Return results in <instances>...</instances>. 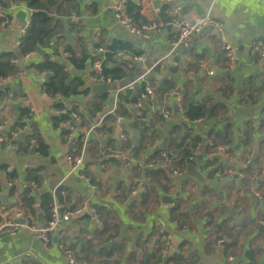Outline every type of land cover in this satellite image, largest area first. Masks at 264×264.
Wrapping results in <instances>:
<instances>
[{"label":"crops","instance_id":"0c3cea01","mask_svg":"<svg viewBox=\"0 0 264 264\" xmlns=\"http://www.w3.org/2000/svg\"><path fill=\"white\" fill-rule=\"evenodd\" d=\"M0 1L4 3V0ZM116 1L75 0L77 14L72 11L75 17L71 20V32L67 26L66 29L75 45L77 42L85 44L91 55L96 53L101 57L99 49L103 50L105 44L122 42L131 43L134 49H142L144 58L135 62L131 54L122 53L121 60L105 64L116 77L111 89L105 86L106 92L94 90L92 86L99 85L89 83L92 64L85 63L81 70L72 67L67 75H60V69L53 66L59 75L54 81L51 97L41 91L50 76L42 73L46 67L44 52L34 58H25L18 51L20 30L24 24L16 16L23 14L24 23L30 22L31 11L22 4L7 10L14 20L9 28L0 31V56L13 54L15 59L12 63L17 73L8 76L10 81L0 90L6 95V99L0 102V123L5 125V133H8L11 125L25 113L27 126L16 145L9 141L0 143V221L10 217L13 210L23 209L20 198L11 194L7 187L4 167L16 166L13 171L17 173V190L21 193L27 187L24 173L28 170L25 167L32 165L35 170H40L41 177L40 187L32 189V186L29 194L38 211L32 220L34 223L44 224L46 221V215L40 208V198L44 194H50L53 203L62 205L65 210L86 203L94 212L65 225L63 247L80 263L166 264L175 255L183 258L182 263L190 264H249L252 260L255 264H264V200L255 207L249 196L250 190L264 187V174L258 175L252 185L235 176L216 179L213 168L220 160L206 165L188 160L189 164L181 169L167 159L164 148L171 126L179 125L182 120L181 111L173 107L174 101L168 105L172 109L170 122L163 120L164 127L160 123L154 124L156 133L139 131L136 129L137 120L133 118L125 121L121 134L125 133L126 139L134 137L142 144L136 157H130L124 150L126 140L122 143L120 139H113L117 126L112 136L113 144L94 130L78 175L68 174L69 167L64 159L68 149L63 145L61 130L54 128L49 120L54 107L76 109L78 123L86 129L98 125L102 121L99 122L100 116L112 104L114 90L123 88L131 76L159 61L167 53L170 35L174 31V28L159 31L150 37L149 43L135 38L107 11ZM129 1L140 6L139 13L147 23L158 19L164 6H181L183 16L208 14L223 24L221 34L236 50V65L232 73L224 71L226 57L216 40L218 32L208 28L178 48L171 58L177 66L171 63L159 66V78L164 75L172 77L176 87L182 90L181 96L188 92L196 101L213 98L221 106L215 109L214 116L185 124L184 130L200 140L196 145H227L233 154L244 155V143L248 144L253 137L247 123L256 120L258 132L264 136V69L250 51L255 42L264 44V0H160L157 9L153 6L156 0ZM72 4L73 1L69 3ZM5 12L0 10V16ZM59 19L63 22L64 15ZM94 44L98 47L93 48ZM50 60L61 68L67 65L61 55H52ZM126 60L137 68L123 65ZM200 62L213 65L220 72L214 76L201 74L195 82L189 78V72ZM238 76H241L239 83ZM131 93L135 95L137 92ZM103 96L106 97L103 111L94 113L91 104ZM28 105L37 110L39 120L28 117ZM149 111L153 113L154 109ZM55 113L61 116L57 111ZM27 137L42 139L48 148L46 158L28 150L20 154V147L26 145ZM115 147L124 150L123 158L109 161L104 150ZM157 150H161L160 155L152 158ZM252 154L255 162L264 160V137L254 140ZM154 163L160 168L168 165L170 173L165 177L146 176L143 169L152 168ZM189 165L197 174L189 172ZM174 171L180 175H174ZM137 179L141 183L138 184ZM59 190L69 195L66 203L58 200L56 194ZM147 195H150L148 201ZM164 235L170 236L172 244L171 254L167 256L161 252ZM55 244L54 237H51L50 242L43 246L26 231H19L13 238L0 236V264H67L54 250ZM249 247L251 251L246 258Z\"/></svg>","mask_w":264,"mask_h":264},{"label":"built area","instance_id":"2783aa9c","mask_svg":"<svg viewBox=\"0 0 264 264\" xmlns=\"http://www.w3.org/2000/svg\"><path fill=\"white\" fill-rule=\"evenodd\" d=\"M126 1L127 0H118L115 4L107 9L110 13L113 20L120 25L127 28L130 33L139 40H150L152 35L159 33L160 28L162 27V22H152L149 24L142 25L141 28H135L130 19L125 15V8H126ZM171 1V0H169ZM20 5V4H19ZM9 15L10 20L8 23H4L0 25V31H3L10 27L14 18L10 14V11H6ZM169 16L172 18L171 26L174 28V31L178 34V36L168 43V51L167 53L157 62L152 64L151 66L145 67L142 71L140 70L137 74V78L130 82L129 84L125 85L121 89L114 90V98L112 101L111 106L102 113L100 116L99 122L106 116L111 115L116 111L117 107V96L119 92L129 91L138 93V101L135 104H132L130 108L133 110V118L135 120L141 119V109L142 104L156 101V91L152 85L151 73L153 70L160 66L161 64L171 63L172 66H177L175 61H171V58L175 55L178 48L183 45L184 43L191 40L193 37H196L203 33L208 28H213L218 32L216 35V40L223 51L226 57V66L224 71L227 73H232L235 69L236 65V55L235 49L231 46V44L225 39V37L221 34V30L223 28V24L218 21L212 19L208 14L203 15H191V16H183L181 6L171 7L169 12ZM75 14H72L66 19V22L69 23L73 20ZM29 21L23 23L20 30V38H22L25 34L27 29L29 28ZM19 45V41H18ZM251 54L255 57V60L258 65L262 66L264 69V44L261 42H255L251 47ZM99 52L102 54L103 50L99 49ZM60 54L63 59L67 62V65L63 66L60 69V75H67L71 73L72 64H71V57L68 53L63 52L60 50ZM37 53L35 51H31L27 53L24 57L25 58H34L36 57ZM121 54L116 55V61L121 60ZM144 58L143 55L138 57H133L132 60L135 62H141ZM103 57L101 60L95 61L91 65V71L89 73V83L91 85H102L106 86L108 89H111L113 84L116 82V77L110 73L107 66L103 65ZM58 71V70H57ZM220 72L213 65H208L204 62H200L197 64L194 70L189 72V78L191 80L196 79L201 74L207 76H214L216 73ZM49 72L48 74H50ZM10 81V77L2 76L0 77V90ZM42 93H45L44 87L41 89ZM174 101L173 107L179 112L182 109V96L175 93V88L168 90L165 94L163 99H160V102H156V104H160L155 109L161 115L165 122H170L172 117V109L168 107L170 102ZM27 115L31 119L39 120V115L37 110L33 107L28 105L26 107ZM59 115H66L67 119L61 123V131H62V141L63 145L67 147L68 152L65 153L64 159L66 164L69 167V175H78L81 166L84 163L86 150L88 147V143L92 137L93 131L99 126L94 125L89 129L84 128L78 123L79 118L77 113L72 110L68 109L65 106L58 111ZM125 119L123 117H117L116 119V126L122 127L125 123ZM142 122V121H141ZM200 122V121H197ZM144 123V122H142ZM27 126V125H26ZM249 130L253 131V137L248 142V144L244 143L245 154L244 155H235L232 152V148L227 145H213L208 143L206 146L203 145H196L188 160L193 162L195 160L202 163V165H206L207 163L210 164L215 160H220L218 165L214 166V177L216 179H224L229 178L231 176H235L239 180L248 181L252 185L256 182V177L258 175H248L246 170L250 168L252 165L257 163L259 174H264V160L255 162L254 156L252 154L253 151V144L254 140L264 137L258 132L257 128V121L253 120L248 125ZM25 130V126L22 128L16 129L15 132L9 133L10 138L6 139V141H17L19 136H22ZM6 128L4 124L0 123V143L5 142L4 135L8 134L5 133ZM2 133V134H1ZM4 133V134H3ZM119 139L122 143L126 140L125 133L119 135ZM25 143L27 144V150L34 155H38V150L40 143L43 144L42 139H38L35 137H27L25 139ZM9 147V146H7ZM124 150L119 149H110L107 148L104 152V156L107 159H121L123 158ZM164 157V155H162ZM16 167V166H15ZM15 167L6 166L4 167V173L8 174L11 173ZM34 167L32 165H27L25 170H33ZM174 175H180L179 172L174 171ZM137 183H141V180L137 179ZM8 186L10 183L7 182ZM32 186V184H30ZM249 196L252 199H257L259 202L264 200V187L254 191H249ZM94 212L86 203H82L80 206L71 209V210H64L63 206L58 203H53L50 211V218L46 224H36L32 221V219L22 210L17 209L12 212L11 216L3 219L0 221V236L13 238L19 231H26L33 235L43 246H46L50 242V238L54 237L56 244L53 246L54 250L61 255L64 261L67 264H85L80 263L77 259L72 255V253L66 250L63 247V240L65 236V225L71 221H76L84 215H92ZM20 221V222H19ZM263 224V223H261ZM163 246H162V255H170L172 251V244L169 235H164L162 237Z\"/></svg>","mask_w":264,"mask_h":264},{"label":"trees","instance_id":"16d2710c","mask_svg":"<svg viewBox=\"0 0 264 264\" xmlns=\"http://www.w3.org/2000/svg\"><path fill=\"white\" fill-rule=\"evenodd\" d=\"M73 1L74 4L69 5V3ZM25 5L30 11V23L29 28L26 31V34L20 38L19 45H18V51L19 55L23 56L31 51H37L40 50L44 52V61L46 67L40 72L47 74L51 72L49 78H47V81L43 84L45 92L48 96H52L54 94V81L58 78V71L56 68L61 69L60 66H56L51 63V56L52 55H61L60 50L63 52H66L71 57V64L75 70H81L83 69V66L85 63H89L90 65L94 63L95 61L100 60L103 57V65L105 64H111V62L114 60L116 61V55L122 53H129L133 57H138L143 54L142 49H134L133 45L131 43H122V42H113L111 44H105L106 46L103 47V53L102 56H98V54L93 53L91 55V51L88 50L87 46L85 44H81L80 42H77L75 46H69L64 43V39L61 37V34L64 29H67L71 32V26L72 23L66 22V19L71 16L72 11H76L77 6L75 0H4V3L0 5V10L7 11L11 6L13 5ZM171 10V7L164 6L159 11L158 19H156L154 22H162V27L160 28V32H163V30H171L172 29V18L169 16V12ZM140 6L130 2L129 0L126 1V8H125V15L127 18L130 19L132 25L135 28H141L144 24H149L152 22H144L143 18L140 15ZM77 14V11H76ZM64 15V21L60 22L59 16ZM10 20L9 15L5 12L4 16H0V25L4 23H8ZM68 24V25H66ZM173 30V29H172ZM178 34L173 31L170 35L172 37L169 41L174 40ZM64 43V44H63ZM99 44V43H98ZM98 44H94L93 48L98 47ZM102 48V47H100ZM99 49V48H98ZM49 51V53H47ZM95 54V55H94ZM15 56L13 54H5L0 56V77L2 76H14L17 73V69L14 67L12 61H14ZM131 65L132 68L136 69L137 66L126 60L123 61V65ZM55 66L56 68H54ZM170 73V71H169ZM171 74V73H170ZM161 75L160 67L157 66L153 72L151 73L152 79V85L156 91V94H160L161 99H163L164 94L170 90L176 87V83L174 82V79L172 77L168 78L167 76H163L159 78ZM64 83V81H63ZM182 109H181V119L179 125H172L171 126V132L168 135V142L164 148L166 151V157L169 160H172L175 162V165L177 167H180L181 169H184L186 165L189 164L188 157L191 152V148L195 146L200 140L196 136L190 135L187 130H184L185 124H193L198 120H205L207 117H212L215 115V109L221 108L217 104V101L213 98H204L201 101H196L193 99V96L189 94L188 92H185L182 95ZM106 97H99L98 102H93L91 104V107L95 112L101 113L103 110V104ZM6 99V95L4 92L0 93V102H3ZM138 101V93L132 94L129 91L119 92L117 96V107L116 111L111 115H106L102 121L100 122L99 126L95 129L97 133H101L102 135L107 137L108 143L113 144L115 141L112 140L113 132L115 129V122L117 117H123L125 120H129L130 118H133V114L130 113L129 107L132 104L137 103ZM156 102V101H155ZM56 105V104H55ZM160 104L152 102H148L145 104H142L141 109V119L140 121L137 120V128H139V131H148L149 134L156 133L153 129L154 124H161V126L164 127L162 124V117L155 109ZM62 106L56 105L52 111L53 114L49 115V120L52 123L54 128L60 129L61 123L67 119L66 115L58 116L56 115V111H60ZM154 109V112L150 113V109ZM89 110V108L87 107ZM76 111V109H74ZM77 112V111H76ZM26 114L22 115L18 122L11 125V128L9 130V133L15 132L16 129L22 128L23 126H26ZM134 119V118H133ZM144 123H142V122ZM1 122V120H0ZM164 122V121H163ZM165 123V122H164ZM248 124V123H247ZM167 126V125H166ZM62 132V131H61ZM6 134L4 135V139L10 138V135ZM246 133V132H245ZM132 138H127L126 142L123 146L124 150L130 154V157H136V155L141 151L142 144L138 141V139L135 141ZM40 139V138H39ZM138 146L135 147V144ZM13 144L16 145L17 141H11ZM4 143V142H3ZM119 146V144L117 145ZM21 148V149H20ZM20 154L26 153L27 151V144L24 147H20ZM122 148V146H121ZM116 149V147L114 148ZM106 150V149H105ZM104 150V152H105ZM48 148L45 144L40 143L38 155L42 158L47 157ZM161 150L155 151L151 157H155L160 155ZM157 166V167H156ZM165 167L169 168L168 165H164ZM153 167H156L154 170H151ZM152 168H146L143 169V172L146 174V176H154L159 177L163 176L165 177L167 175V172L159 165L154 163ZM170 169V168H169ZM40 170H30L26 171L24 180L27 182V187L24 189L23 192L18 193L17 186H18V176L15 171H12L9 174H6V180L7 182L12 183V186L10 188V193L15 194L17 197L20 198V201L22 202V208L26 211H23L33 220L34 216L38 214V211L35 208V200L33 197H31V187L32 189L39 188L41 184V177H40ZM32 184V186L30 185ZM57 198L59 201L66 203L69 200V195L67 192L63 190H59L57 192ZM146 201H148L149 196ZM53 198L50 196V194H44L40 198V208L41 211L46 215V221L44 224H46L49 221L50 218V211L51 207L53 205ZM82 204V203H81ZM80 204V205H81ZM79 205V206H80ZM14 206V205H13ZM13 208V207H12ZM76 208V207H75ZM74 209V208H72ZM65 210V209H64ZM71 210V209H70ZM251 251V248L249 247L246 251V258L249 257V253ZM183 258L181 256H175L172 255L170 257V260L166 262L168 264H190L187 262L182 263ZM249 264H255V261L252 260Z\"/></svg>","mask_w":264,"mask_h":264},{"label":"water","instance_id":"95a60500","mask_svg":"<svg viewBox=\"0 0 264 264\" xmlns=\"http://www.w3.org/2000/svg\"><path fill=\"white\" fill-rule=\"evenodd\" d=\"M160 2H161L160 0H156V1H154V3H153L154 8L157 9V8L160 6ZM0 4H2L1 1H0ZM20 16H21V18H20ZM16 18L21 19V23H22V24L24 23L23 14H21V15L18 14V15L16 16ZM61 37L65 40L66 45H69V46H74V45H75V42H74L72 36L69 34V32H68L67 29H64V30H63V32H62V34H61ZM143 41L146 42V43H149V42H150V40H143ZM36 53H37V55H39V56L43 54V52L40 51V50H37ZM136 78H137V75L131 76L130 79H128L127 83H125V85L129 84L130 82H132V81L135 80ZM240 78H241V76H238V77H237V83H239ZM197 80H198V79H195V82H197ZM125 85H124V86H125ZM99 86H102V85H99ZM99 86H92V87H93L94 90H96V91L106 92L107 88H106L105 86H102V87H99ZM98 87H99V88H98ZM120 88H121V87H120ZM175 93H176V94H181V93H182V90H181V88H180L179 86H177V87L175 88ZM160 99H161L160 94L156 95L155 100H156L157 103L160 102ZM130 111L133 112L132 109H130ZM185 128H186V127H185ZM120 132H121L120 127L116 128L115 133H114V137H113L114 140H116V141L119 140ZM1 134H2V133H1ZM235 149L237 150L238 147H235ZM112 160H113V159H109V161H112ZM193 168H194V167L190 166V167H189V172H190L191 174H197ZM163 169H164L167 173H170V170H169L167 167H163ZM253 201H254L255 207L259 205V201H258L257 199L254 198ZM190 210H192V208H191ZM19 222H20V221H19ZM242 255H243V254H242ZM242 255H241V256H242Z\"/></svg>","mask_w":264,"mask_h":264},{"label":"rangeland","instance_id":"374dc122","mask_svg":"<svg viewBox=\"0 0 264 264\" xmlns=\"http://www.w3.org/2000/svg\"><path fill=\"white\" fill-rule=\"evenodd\" d=\"M201 121H203V120H201ZM250 123H248V125H249ZM189 166H191V165H189ZM3 171H4V169H3ZM246 173L248 174V175H260L259 174V169H258V165H257V163H255L254 165H252L250 168H248L247 170H246ZM9 174V173H8ZM10 183V182H9ZM11 186H12V183H10V186H8V184H7V187L8 188H11ZM15 210H17V209H15ZM15 210H13V212L15 211ZM83 263V262H82ZM85 264H91V263H89V262H87V263H85Z\"/></svg>","mask_w":264,"mask_h":264}]
</instances>
